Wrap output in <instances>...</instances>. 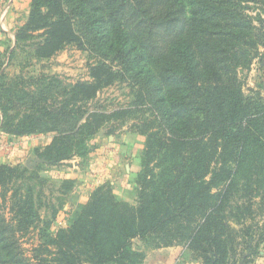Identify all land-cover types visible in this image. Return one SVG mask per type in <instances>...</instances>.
I'll return each mask as SVG.
<instances>
[{
    "label": "trees",
    "instance_id": "16d2710c",
    "mask_svg": "<svg viewBox=\"0 0 264 264\" xmlns=\"http://www.w3.org/2000/svg\"><path fill=\"white\" fill-rule=\"evenodd\" d=\"M31 3L14 44L0 51L1 131L54 132L40 153L47 165L87 156L113 118L134 120L144 148L135 203L103 183L56 229L39 210V172L0 162V264H143L136 239L180 243L197 264H253L264 249V83L247 93L246 77L258 64L264 79V0ZM48 27L46 55L76 42L97 62L95 82L126 83L130 104L91 111L76 96L59 100L60 79H32L34 91L10 79L19 41ZM96 88L76 85L85 97ZM72 188L65 179L63 192ZM27 236L37 237L31 255Z\"/></svg>",
    "mask_w": 264,
    "mask_h": 264
},
{
    "label": "rangeland",
    "instance_id": "374dc122",
    "mask_svg": "<svg viewBox=\"0 0 264 264\" xmlns=\"http://www.w3.org/2000/svg\"><path fill=\"white\" fill-rule=\"evenodd\" d=\"M31 11L32 3L19 12L14 25L15 31L29 20ZM49 31V27L39 29L31 38L19 41L18 53L22 57L7 68L10 79L24 78L29 81L27 89L32 91L36 89L35 85L28 86L32 79L43 75L46 78L60 79L62 88L60 87L59 91L65 92V97L60 96L59 100H69L76 96L74 101L87 103L91 111L100 108L111 112L130 104L133 94L126 83L111 80H106L104 84L95 82L93 67L97 65V62L76 42H65L62 48L52 50L50 55H46L47 52L43 47H48L46 44L50 35ZM8 45L11 44L8 43ZM247 75L245 76L247 93L249 87L264 83L258 64H254ZM81 84L97 85L93 96L85 97L80 94L76 85ZM133 123L134 120L123 122L117 118L111 119L90 140V151L87 156H75L54 165L44 164L45 159L40 156L42 149L51 143L54 132L44 131L22 136L6 134L5 138L0 139V162L21 163L37 170L40 178L35 179L33 183L36 185V196L42 217L51 219L53 229L67 226L71 214L100 184L108 183L119 197L135 203L136 188L132 179L136 172L133 171L138 168L140 170V164L137 161L144 148L145 137L133 133ZM2 155L8 157L2 158ZM65 179L73 182V188L69 193H64L62 190ZM258 221L260 224L264 223V213L258 215ZM36 238L35 241L28 236L24 238V247L30 255L33 243L37 242ZM172 246L169 247H172L173 253L176 254L174 261L164 263L163 260L169 255L165 253L170 248H154L139 239L135 240L136 248L157 249L149 255L153 264L157 262L158 264H197L191 257L185 255V246L180 243ZM253 264H264V249Z\"/></svg>",
    "mask_w": 264,
    "mask_h": 264
},
{
    "label": "crops",
    "instance_id": "0c3cea01",
    "mask_svg": "<svg viewBox=\"0 0 264 264\" xmlns=\"http://www.w3.org/2000/svg\"><path fill=\"white\" fill-rule=\"evenodd\" d=\"M30 4H31V0H0V51L1 50L4 51L8 43L14 44L15 42L14 25H15V21H17L16 16L24 7L30 6ZM1 120H2V116L0 113V125H1ZM5 135L6 134H4L0 129V139L5 138ZM5 157L8 156L2 155V158ZM137 170H139V168ZM137 170H134L133 172L135 173L137 172ZM172 247H167L170 249H167L165 254H169V255L166 259L163 260L164 263H166L167 261H171L175 258L176 254L173 253L174 249H172ZM142 248H144V246H142ZM155 250L157 249H146L147 258L143 264H153L149 258V255Z\"/></svg>",
    "mask_w": 264,
    "mask_h": 264
},
{
    "label": "water",
    "instance_id": "95a60500",
    "mask_svg": "<svg viewBox=\"0 0 264 264\" xmlns=\"http://www.w3.org/2000/svg\"><path fill=\"white\" fill-rule=\"evenodd\" d=\"M241 264H243V263H241Z\"/></svg>",
    "mask_w": 264,
    "mask_h": 264
}]
</instances>
